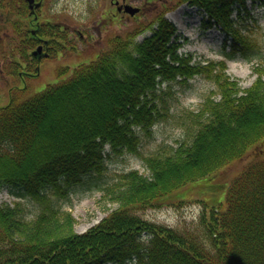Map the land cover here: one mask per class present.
Segmentation results:
<instances>
[{"label": "trees", "instance_id": "16d2710c", "mask_svg": "<svg viewBox=\"0 0 264 264\" xmlns=\"http://www.w3.org/2000/svg\"><path fill=\"white\" fill-rule=\"evenodd\" d=\"M184 2L202 8L231 37L227 58L257 61L255 81L242 87L225 61L203 65L180 58V43L173 39L177 28L160 16L146 28L152 35L142 42L136 37L145 28L115 38L98 60L67 80L0 108V194L7 187L24 188L37 206L28 219L21 202L0 203V264H264V159L248 165L231 183L226 210L205 208L196 221L176 228L141 215L264 140V46L242 35L231 18L232 7L244 0ZM7 17V0H0V29ZM196 76L214 89L198 109L175 114V85L189 87ZM109 78L117 92L112 97ZM78 97L110 100L83 132L76 119L52 116L56 105ZM163 122L182 128L186 138L177 147L161 144L143 156L142 134L152 136L154 126ZM60 126L72 132L56 137ZM104 144L118 154L141 156L148 175L136 169L118 174L102 189L103 199L116 207L77 233L76 219L59 201L85 177L107 171Z\"/></svg>", "mask_w": 264, "mask_h": 264}, {"label": "rangeland", "instance_id": "374dc122", "mask_svg": "<svg viewBox=\"0 0 264 264\" xmlns=\"http://www.w3.org/2000/svg\"><path fill=\"white\" fill-rule=\"evenodd\" d=\"M109 1L110 0H59L54 6L53 3L50 2L45 8L43 18L50 17L58 21L56 19V16H58L61 21L70 24L73 29H86L87 26H90L92 27L94 41L98 42L99 38L102 37L101 43L106 47L110 40L109 38L118 34H125L127 31H133L140 24H148L151 22L150 20L154 18L156 9H160L166 4L172 5V1L175 0H129L133 5L146 9L141 20H137L135 23L134 19L131 20L128 17H123V22L120 23L112 22V17L110 18V15L105 17L106 19H101V16L106 14L103 12L104 9H108L107 3ZM245 2L246 9L243 8L240 12L236 10L232 15L233 19L236 21L235 26L240 28L250 39L264 45V0H245ZM60 12H62V15ZM63 13L69 18V21L63 18ZM166 16L178 27L177 36L179 42L182 44L178 51L180 55L186 56L192 53L195 61L203 60L205 63L210 60L217 61L224 58L223 45L225 35L220 31L217 25H213L212 23L211 25L205 22L207 15L200 13L197 9L182 5L172 8ZM0 35L5 36L3 32H1ZM76 43L78 46H82L81 42L77 41ZM0 46H2V44H0ZM95 51L96 50L88 51L79 56V60L74 61L67 60V56L69 55L67 53L58 54L53 60L49 59L45 64H42L40 73L37 77L30 79L26 84L19 83L16 88L12 87L9 89L11 85V83H9L6 89V86L2 84L5 78L1 76L0 107L7 105L11 95H14V93L17 94V92H20L18 94L19 96H14L20 101H25L42 92L49 84L68 79L72 74L69 72H72L77 65L88 63L95 58L97 59L96 55L98 54L95 55ZM225 51L229 52L230 46H227ZM2 63L3 61L0 60V70L2 68ZM255 63L256 61L249 62L240 57L234 60L229 59L227 61L228 72L240 80L242 87L247 88L257 77L253 72V65ZM62 67H68L70 69L63 71V69H61ZM108 82L109 85L111 84L112 86V92L110 93L111 97L112 95H117L116 89H113L114 85L111 83L110 78ZM101 83L102 81H100V84ZM190 83L191 85L188 88L176 85L173 89L174 95L178 97L175 103L177 104L174 109L175 114H179L186 109H197L203 101L204 94L213 88L211 82L199 77L191 80ZM100 84L98 83L97 85L99 86ZM84 100L78 97L75 100L63 101L62 105H56V108L52 110V116H54V118L65 117L64 119L68 116L70 119H76L82 132L86 131L89 122L100 117L99 115L104 111L107 104L110 103V100L106 97L96 100L92 97H88ZM77 103L81 109L76 106ZM70 128L71 127L60 126L55 129L54 133H56V137L62 139L66 136ZM69 131L72 132V129ZM153 132L154 135L151 139L147 138L144 133L141 136L143 138L141 153L144 156L154 152L161 144L178 146L186 138L184 130L172 122H163L156 125ZM53 135L55 136V134ZM261 147H264V141L261 143ZM254 150L255 148L253 147L251 149V155L249 154L248 157L238 162H233L232 165L221 170L217 176L202 178L192 182L182 188L183 190L180 193H175V195L179 199H201L206 203H208L209 200H216L217 204L221 205L223 209H226V194L228 190L226 182H228V184L231 183V181L244 170V165L246 166L254 161V158L257 156L258 160L264 159V152L258 155V153H253ZM107 164L108 169L102 175L92 174L91 176L85 177L84 181L77 185L69 196L60 201L62 208L70 211L76 219L75 231L78 233L85 232L90 227L97 224L116 207V204L103 199L101 188L112 183L118 173L131 169H138L142 173L148 175V172L144 169L142 158L136 155L118 154L113 151L107 159ZM223 185H225V188ZM1 199L3 202L10 204L17 201L22 202L28 212V218L33 217L36 212L37 206L32 200L29 198H20L9 189L3 192ZM201 209L202 208L196 204H189L182 209L168 205L159 209L147 210L143 216L150 221L176 226L184 219L192 220L197 218Z\"/></svg>", "mask_w": 264, "mask_h": 264}, {"label": "flooded vegetation", "instance_id": "af4514ba", "mask_svg": "<svg viewBox=\"0 0 264 264\" xmlns=\"http://www.w3.org/2000/svg\"><path fill=\"white\" fill-rule=\"evenodd\" d=\"M58 1L59 0H34V2H32V5H35L36 3L41 2V7L35 8V6H33L34 8L33 9L31 7V3L29 2V0L28 1L26 0L27 17H25L22 20L23 28H22L21 34H23V36L26 39L32 40V42L35 44L34 49L38 48L39 46H42L43 52L39 53L40 56L42 55V57H45L46 55L50 56L51 53H60L61 47H64L65 49L69 50L70 47H72L71 45L74 46L75 44L73 39L77 40V37H75L77 32H79L81 38H84L85 34L90 35L89 33H84L83 31H80L78 29H72L70 24L61 28L60 26L64 22H60V17L58 16H56V19L59 22L53 23L50 20H44L43 10L45 9V6L50 2H52L54 6L56 3H58ZM10 3H11L10 7L13 8L12 3L14 5V0H10ZM127 4H129L128 0H110L109 6L107 5V7L112 10H115L114 16L117 15L116 20L119 22L122 20L121 17L128 14L125 12V5ZM16 7L19 8L18 3H16ZM33 10H34V15H32ZM143 11L145 10L141 8L139 13L137 14L143 13ZM60 13L62 15V12ZM28 16H29V19H28ZM14 17L16 16L11 15L12 20L9 23L11 29L14 24V21H13ZM36 17L37 19H35ZM63 18L67 19V17L64 16V13H63ZM59 28H60V31H59Z\"/></svg>", "mask_w": 264, "mask_h": 264}, {"label": "water", "instance_id": "95a60500", "mask_svg": "<svg viewBox=\"0 0 264 264\" xmlns=\"http://www.w3.org/2000/svg\"><path fill=\"white\" fill-rule=\"evenodd\" d=\"M129 10V8H127ZM130 11V10H129ZM135 11H138V9H135ZM131 13H133V11H130Z\"/></svg>", "mask_w": 264, "mask_h": 264}, {"label": "bare ground", "instance_id": "6f19581e", "mask_svg": "<svg viewBox=\"0 0 264 264\" xmlns=\"http://www.w3.org/2000/svg\"><path fill=\"white\" fill-rule=\"evenodd\" d=\"M171 196V195H170Z\"/></svg>", "mask_w": 264, "mask_h": 264}]
</instances>
